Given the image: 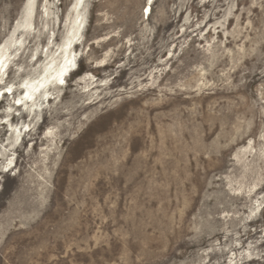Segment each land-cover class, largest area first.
<instances>
[{
	"label": "rangeland",
	"instance_id": "obj_1",
	"mask_svg": "<svg viewBox=\"0 0 264 264\" xmlns=\"http://www.w3.org/2000/svg\"><path fill=\"white\" fill-rule=\"evenodd\" d=\"M146 1L0 0V94L78 67L0 160V264H264V0Z\"/></svg>",
	"mask_w": 264,
	"mask_h": 264
},
{
	"label": "bare ground",
	"instance_id": "obj_2",
	"mask_svg": "<svg viewBox=\"0 0 264 264\" xmlns=\"http://www.w3.org/2000/svg\"><path fill=\"white\" fill-rule=\"evenodd\" d=\"M156 0H147L146 5L144 7L143 15H147V17L151 14V5ZM83 22L80 21L79 29L83 27ZM13 51H20V54L23 55L24 51L20 48H14ZM67 51V49L65 50ZM8 51H4L0 54V85L3 84L4 79L6 77V73L9 70V66H7L10 61L9 56L7 55ZM12 54V52H10ZM37 57L31 61L33 66H37L43 54H37ZM48 58V54L45 55ZM57 66L54 65L53 61L49 63L43 64L40 66V73L32 78H25L21 81L20 85L17 89H14L13 86L7 87L1 91L0 97L4 99L7 95H14L17 91L20 92L19 97L16 99L15 106L20 107L21 110H25L27 116L30 117L29 123H25L20 125L21 122H14L17 114L14 113L12 108L6 111L5 117L3 118V124L5 125L7 131H10V136L0 141V160H3L7 155H10L12 151H16L21 143L19 144V139L22 137L23 133L31 131L32 122H35V119L39 117L40 114H43L49 108L50 102L54 99L53 89L59 86L58 81H62L67 84L66 72H68L71 68L69 67V58L65 61L61 60V64ZM57 63V62H55ZM74 67V66H73ZM72 73L69 75L71 76ZM9 93V94H8ZM14 98V97H13ZM2 100L0 101V103ZM27 126L28 128L24 132V128ZM50 156V153H48Z\"/></svg>",
	"mask_w": 264,
	"mask_h": 264
}]
</instances>
